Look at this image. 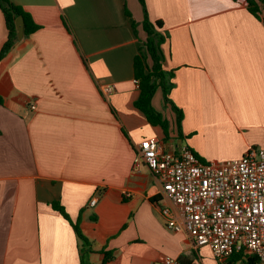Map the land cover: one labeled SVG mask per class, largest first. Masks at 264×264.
<instances>
[{
	"label": "crops",
	"instance_id": "0c3cea01",
	"mask_svg": "<svg viewBox=\"0 0 264 264\" xmlns=\"http://www.w3.org/2000/svg\"><path fill=\"white\" fill-rule=\"evenodd\" d=\"M10 1L41 28L0 64V264H80L77 235L53 202L79 220L90 264H103L104 251L114 254L108 264H243L169 229L161 184L134 162L148 137L214 163L264 149L263 22L234 0H145L149 19L163 22V68L183 112L179 138L157 90L152 103L171 124L164 141L134 106L139 0ZM7 35L0 9V50Z\"/></svg>",
	"mask_w": 264,
	"mask_h": 264
},
{
	"label": "built area",
	"instance_id": "2783aa9c",
	"mask_svg": "<svg viewBox=\"0 0 264 264\" xmlns=\"http://www.w3.org/2000/svg\"><path fill=\"white\" fill-rule=\"evenodd\" d=\"M138 149L134 166L143 163L161 184L169 229L185 232L197 248L208 247L219 262L244 251L264 264V149L222 163L204 161L189 147L166 151L156 137L143 139ZM164 261L177 264L172 257Z\"/></svg>",
	"mask_w": 264,
	"mask_h": 264
},
{
	"label": "trees",
	"instance_id": "16d2710c",
	"mask_svg": "<svg viewBox=\"0 0 264 264\" xmlns=\"http://www.w3.org/2000/svg\"><path fill=\"white\" fill-rule=\"evenodd\" d=\"M144 11L143 31L145 39L142 41L139 52L134 58L133 70L135 79L138 80L139 95L134 106L142 112L152 126H159L164 132V141L170 138V121L153 106V97L157 90L163 93V102L169 106L174 113V123L179 138L183 137L182 121L183 112L177 107L170 98V92L173 87V73L167 72L163 68L164 53L162 45L166 40V36L161 33L163 22L160 20L151 21L146 9L145 0H139ZM243 3L249 12L264 24V18L261 13L264 11V0H234ZM0 9L3 12L5 22L8 29L7 39L0 50V64L9 54L19 41L16 27V19L23 17L24 19V36L28 37L41 28L21 6L16 5L10 0H0ZM126 14L130 16L128 10ZM133 32L138 36L137 23L132 20ZM0 104H3V98L0 95ZM52 208L59 212L72 225L79 244L80 264H90L89 257L94 252L91 241L83 234L79 226V220L73 221L67 213L65 207L60 202H53ZM103 264H108L113 258L112 251L103 252ZM184 257L179 259L182 262ZM231 262L241 261L243 264H258L254 256L244 251L234 253L229 257Z\"/></svg>",
	"mask_w": 264,
	"mask_h": 264
},
{
	"label": "water",
	"instance_id": "95a60500",
	"mask_svg": "<svg viewBox=\"0 0 264 264\" xmlns=\"http://www.w3.org/2000/svg\"><path fill=\"white\" fill-rule=\"evenodd\" d=\"M16 27L18 32V39H22L24 37V19L23 17H18L16 19Z\"/></svg>",
	"mask_w": 264,
	"mask_h": 264
},
{
	"label": "rangeland",
	"instance_id": "374dc122",
	"mask_svg": "<svg viewBox=\"0 0 264 264\" xmlns=\"http://www.w3.org/2000/svg\"><path fill=\"white\" fill-rule=\"evenodd\" d=\"M158 102L160 103V101H158ZM161 104H162V102H161ZM161 104H160V106H161ZM153 106H154V108L157 109V110L160 109L161 112L165 111V109H164V105L162 106V108H156L155 105H153ZM158 111H159V110H158Z\"/></svg>",
	"mask_w": 264,
	"mask_h": 264
}]
</instances>
